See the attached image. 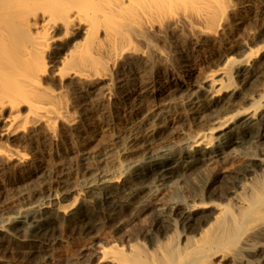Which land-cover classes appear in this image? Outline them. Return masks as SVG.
Segmentation results:
<instances>
[{
	"label": "bare ground",
	"instance_id": "obj_1",
	"mask_svg": "<svg viewBox=\"0 0 264 264\" xmlns=\"http://www.w3.org/2000/svg\"><path fill=\"white\" fill-rule=\"evenodd\" d=\"M256 2L0 0V195L42 179L46 157L37 163L26 152L58 124L84 133L114 96L135 116L144 98L153 103L156 73L144 48L161 40L148 33L156 27L162 37L181 27L208 50L231 22L249 20L258 43L207 58L211 75L195 86L199 102L188 101L195 135L175 151L168 136L148 133L121 169L99 167L81 187L40 200L19 192L37 200L0 222V255L56 264L62 240L48 235L62 226L79 230L84 245L61 264H264V11ZM170 184L183 201L171 203Z\"/></svg>",
	"mask_w": 264,
	"mask_h": 264
},
{
	"label": "rangeland",
	"instance_id": "obj_2",
	"mask_svg": "<svg viewBox=\"0 0 264 264\" xmlns=\"http://www.w3.org/2000/svg\"><path fill=\"white\" fill-rule=\"evenodd\" d=\"M255 2L253 6L256 9L263 8L264 11V0H255ZM252 18L258 19L255 16ZM261 19H264V16ZM242 21L243 24H241ZM247 23L244 20L231 22L214 38V48L208 50L196 48V40L192 35L185 40L180 32L181 27L171 31L173 37L171 35L162 37L160 33L162 30L158 27L154 31L148 32L149 35L161 39L157 46L144 48L155 67L156 74L152 79L155 84L152 92L158 100L154 99L152 103L144 98L145 110L140 116H135L130 110L123 109L122 104L114 96L101 107L103 112L98 113L94 120L86 126V132H74L70 125L60 123L58 124L59 131L50 140L41 143L38 138H35L32 142L35 147L32 145L26 153L37 163L46 157L47 162L43 166L45 173L40 181L36 180L37 183L24 187L18 186L19 188L13 189L8 194L0 195V222L14 212L25 210L29 203H33L31 200H40L49 194L62 193L65 188L77 189L81 187L90 177L89 174L99 167L104 166L107 170L121 169L130 162V157L140 154L142 144H139V140L143 135L145 137L148 133H156L160 137L168 136L165 146L173 151L192 140L195 135V131H193L195 127L191 121L194 109H192L193 106L188 105V101L193 99L199 102L200 95L195 86L211 75L212 70L205 68L204 63L211 55H218V53L220 56H234L233 50L235 51L242 41L256 47L258 43L252 42L253 38L249 39L250 30H248ZM262 24L263 22H261ZM258 31L259 29L256 32ZM178 39L182 40V43L178 42ZM263 39L264 37L260 39V43ZM176 41L179 45L177 49L172 48ZM180 57L189 60L194 57V61L184 64L182 67L178 62ZM189 65L192 67V71L187 67ZM116 83H118V79L115 77L111 83L115 94L120 89ZM175 86H182L186 90L183 93L175 94ZM137 92L143 95L144 89L137 88ZM129 141H132L129 144L130 150L126 151L125 143ZM169 188L171 203L184 200V197L179 194L176 184H170ZM29 191L37 199H29L30 201L27 199V203L25 200L21 201L19 192L29 193ZM57 228L48 236H60L59 238L62 240L54 250L55 258L53 259L54 263L61 264V257L78 255L83 248L84 241L79 237V230L71 231V229L62 226ZM108 234L109 232L104 235L108 236ZM13 253L1 254L0 258H3L1 264H27L30 262L17 250Z\"/></svg>",
	"mask_w": 264,
	"mask_h": 264
}]
</instances>
